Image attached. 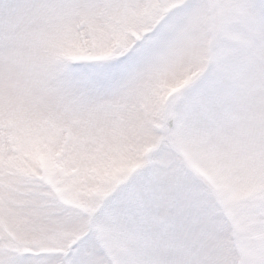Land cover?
Returning <instances> with one entry per match:
<instances>
[{"label":"snow or ice","instance_id":"obj_1","mask_svg":"<svg viewBox=\"0 0 264 264\" xmlns=\"http://www.w3.org/2000/svg\"><path fill=\"white\" fill-rule=\"evenodd\" d=\"M201 9L199 0H17L0 16V119L15 105L58 120L55 105L67 97L131 98L146 79L153 102L169 107L163 69L173 41ZM251 9L264 17V0ZM80 49H100L103 58L76 59ZM171 115L182 135L191 122L179 111ZM93 135L104 142L103 124ZM33 139L47 149L49 164L12 178L0 165V264H118L103 223L116 201L103 192L85 203L82 194L84 174L105 163V151L85 156L74 154L70 142L39 133ZM256 154L257 165L241 177V150L219 126L184 140L173 176L175 215L191 216L213 253L184 264H264V139ZM144 264L176 262L161 257Z\"/></svg>","mask_w":264,"mask_h":264},{"label":"rangeland","instance_id":"obj_2","mask_svg":"<svg viewBox=\"0 0 264 264\" xmlns=\"http://www.w3.org/2000/svg\"><path fill=\"white\" fill-rule=\"evenodd\" d=\"M259 2L199 0L200 14L180 30L163 69L172 101L167 108L153 102L147 79L131 98L67 97L55 105L58 120L10 106L7 118L0 119V147L7 152L0 155V165L12 178L18 171L49 164L47 149L34 141L35 133L57 144L70 142L74 154L103 149L105 163L84 174L82 194L85 203L103 192H111L116 201L103 223L111 229L118 264L161 257L176 264L211 259L192 217L175 215L179 201L173 176L184 140L210 124L241 150V177L258 163L256 148L264 139V17L253 14L251 5ZM16 4L0 0V16ZM73 55L103 58L100 49H80ZM172 111L191 122L182 135ZM97 124L104 126V142L93 135Z\"/></svg>","mask_w":264,"mask_h":264}]
</instances>
